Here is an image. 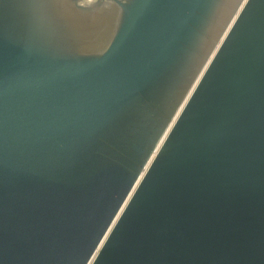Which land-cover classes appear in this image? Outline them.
<instances>
[{"label": "water", "instance_id": "obj_1", "mask_svg": "<svg viewBox=\"0 0 264 264\" xmlns=\"http://www.w3.org/2000/svg\"><path fill=\"white\" fill-rule=\"evenodd\" d=\"M0 264H264V0H0Z\"/></svg>", "mask_w": 264, "mask_h": 264}]
</instances>
